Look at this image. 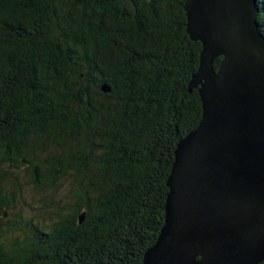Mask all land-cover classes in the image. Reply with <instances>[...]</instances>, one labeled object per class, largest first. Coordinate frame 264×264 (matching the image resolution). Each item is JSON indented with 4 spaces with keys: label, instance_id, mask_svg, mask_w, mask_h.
I'll use <instances>...</instances> for the list:
<instances>
[{
    "label": "trees",
    "instance_id": "16d2710c",
    "mask_svg": "<svg viewBox=\"0 0 264 264\" xmlns=\"http://www.w3.org/2000/svg\"><path fill=\"white\" fill-rule=\"evenodd\" d=\"M134 2L0 0V264H143L156 244L203 46L186 0Z\"/></svg>",
    "mask_w": 264,
    "mask_h": 264
},
{
    "label": "water",
    "instance_id": "95a60500",
    "mask_svg": "<svg viewBox=\"0 0 264 264\" xmlns=\"http://www.w3.org/2000/svg\"><path fill=\"white\" fill-rule=\"evenodd\" d=\"M137 14L134 0H122ZM202 120L177 145L165 224L143 264L264 263V35L258 0H186ZM222 58L219 69L215 63ZM84 221V218H81Z\"/></svg>",
    "mask_w": 264,
    "mask_h": 264
},
{
    "label": "rangeland",
    "instance_id": "374dc122",
    "mask_svg": "<svg viewBox=\"0 0 264 264\" xmlns=\"http://www.w3.org/2000/svg\"><path fill=\"white\" fill-rule=\"evenodd\" d=\"M20 177H23L24 180H25V178L27 177V174L24 173ZM68 186L64 190L65 193H67V191L69 189ZM53 194L54 193H51V194L49 193L50 198L54 196ZM60 195H63V194H60V193L58 194L57 193L56 196H58L59 198H61L62 196H60ZM21 196H24V197L22 198L23 200H22V202L20 204V208H19L18 211H20L22 208H24V210L28 213L27 216L32 217L35 220V222H38V216L41 215V214H43V208L45 207V206H42L43 205V197H45V195L43 193L40 194L36 190H33L31 188H27V189H25L23 191V193L21 194ZM31 208H33L34 211H37L38 214H30ZM40 220H41V224L42 225H44L45 223H48L47 221H45L43 219V217H40ZM15 235H16V233H14L13 235L9 234L8 235V238L13 237Z\"/></svg>",
    "mask_w": 264,
    "mask_h": 264
}]
</instances>
